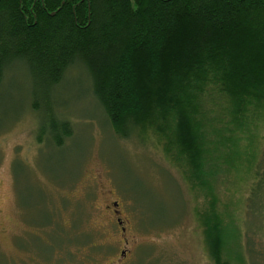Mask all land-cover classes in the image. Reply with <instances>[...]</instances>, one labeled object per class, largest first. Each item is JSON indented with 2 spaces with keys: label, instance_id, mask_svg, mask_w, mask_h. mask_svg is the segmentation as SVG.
<instances>
[{
  "label": "trees",
  "instance_id": "1",
  "mask_svg": "<svg viewBox=\"0 0 264 264\" xmlns=\"http://www.w3.org/2000/svg\"><path fill=\"white\" fill-rule=\"evenodd\" d=\"M15 64L32 80L41 138L72 136L49 101L83 66L115 133L145 140L152 128L205 192L217 264L234 238L240 263L264 264L253 246L264 229V0H0V86ZM232 170L251 179L243 229L217 209L216 177Z\"/></svg>",
  "mask_w": 264,
  "mask_h": 264
},
{
  "label": "rangeland",
  "instance_id": "2",
  "mask_svg": "<svg viewBox=\"0 0 264 264\" xmlns=\"http://www.w3.org/2000/svg\"><path fill=\"white\" fill-rule=\"evenodd\" d=\"M31 92L24 64L5 72L0 86V264H113L125 237L128 264H217L200 215L205 192L191 188L185 166L171 159L152 128L145 140L117 135L86 69L76 65L49 101L73 127L65 144L56 146L47 135L40 137L43 116L33 109ZM40 102L45 106L47 100ZM246 176L221 173L215 187L217 209L227 220L236 211L241 229L251 185ZM114 201L125 233L109 207ZM255 237L253 246L263 252L264 229ZM239 240L232 239L226 264H242Z\"/></svg>",
  "mask_w": 264,
  "mask_h": 264
},
{
  "label": "flooded vegetation",
  "instance_id": "3",
  "mask_svg": "<svg viewBox=\"0 0 264 264\" xmlns=\"http://www.w3.org/2000/svg\"><path fill=\"white\" fill-rule=\"evenodd\" d=\"M118 206H119V202L114 201L113 206L110 205L109 207L112 209V215L116 219V222L119 226L118 228L121 230V232L125 233L127 228L123 224V222H124L123 219L120 217V210H119ZM129 242L130 241L128 238H126V237L123 238V248L121 249L119 257L117 258L116 261L113 262V264H128L129 263L127 261V257L129 255V249H128ZM89 260H90V252H89Z\"/></svg>",
  "mask_w": 264,
  "mask_h": 264
}]
</instances>
